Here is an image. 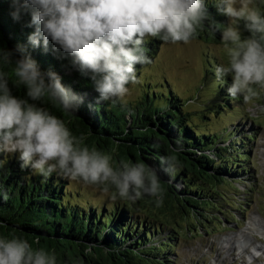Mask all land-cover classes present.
Listing matches in <instances>:
<instances>
[{
    "label": "trees",
    "instance_id": "trees-1",
    "mask_svg": "<svg viewBox=\"0 0 264 264\" xmlns=\"http://www.w3.org/2000/svg\"><path fill=\"white\" fill-rule=\"evenodd\" d=\"M206 8L209 20L194 39L221 40L213 23L226 25L227 17L217 11L212 0H206ZM29 20L25 16L14 21L9 0H0V47L26 45L34 30L27 27ZM163 44L158 39L145 42L151 62L136 66L139 83L129 85L126 105L119 101L96 104L98 93L90 80L68 59L60 60L42 47L28 48L43 71H56L66 86L85 96L84 104L74 113L77 119L50 104L44 106L64 119L74 135L84 136L89 147L114 155L118 162H143L155 168L164 189L162 204L157 206L155 198L145 196L135 202L117 199L111 206L100 205L76 188L70 189L69 179L56 173L47 177L35 174L31 168H21L18 154L0 153V236H18L33 247L54 252L57 264H173L180 231L143 213L139 205L166 210L176 203L185 215L192 212L209 223L224 215L236 221L225 209L230 206L229 195H239L238 183L246 178L242 163L252 159L249 146L257 138L255 134L248 137L247 132L256 127L243 131L239 124L228 127L231 122H224V127L215 128L223 117L236 114L242 118L245 113L236 107L243 106L242 98L233 101L228 96L231 77L217 80L215 67L220 61L207 51L203 53L205 77L201 85L213 94L211 104L190 110L189 98L156 74L154 60ZM9 83L14 95H25V88L16 89ZM86 126L98 138L87 136ZM177 141L183 146L175 153L181 167L170 175L160 158L171 154Z\"/></svg>",
    "mask_w": 264,
    "mask_h": 264
},
{
    "label": "clouds",
    "instance_id": "clouds-1",
    "mask_svg": "<svg viewBox=\"0 0 264 264\" xmlns=\"http://www.w3.org/2000/svg\"><path fill=\"white\" fill-rule=\"evenodd\" d=\"M264 2V0H261ZM16 22L30 17L34 30L27 44L0 47V153L18 154L21 168L35 174L56 173L85 186L99 188L113 201L135 202L145 196L160 206L164 189L155 168L143 162L121 160L85 143L64 119L48 107L74 114L85 96L62 82L53 70L43 71L28 48L42 47L58 59H68L87 77L96 104H127L129 85L139 83L136 66L150 63L144 44H190L209 20L206 0H9ZM227 17L226 25L213 23L221 42L215 54L217 80L231 77L228 96L242 98L250 118H264V11L257 0H212ZM247 32L248 35H244ZM25 88V95L13 94ZM92 105L89 104V108ZM177 141L172 153L161 157L165 171L181 167ZM0 264H57L54 252L33 247L18 236H0Z\"/></svg>",
    "mask_w": 264,
    "mask_h": 264
},
{
    "label": "rangeland",
    "instance_id": "rangeland-1",
    "mask_svg": "<svg viewBox=\"0 0 264 264\" xmlns=\"http://www.w3.org/2000/svg\"><path fill=\"white\" fill-rule=\"evenodd\" d=\"M257 2L264 11V2ZM244 35L248 33L245 32ZM220 42L221 40L209 38L193 39L187 45L163 44L154 60L156 74L166 77L178 94L189 98L187 104L190 110L204 107L203 103L211 104L213 94L205 91L201 85L205 77L203 53L207 51L218 58L215 49ZM239 105L241 104H236V107L242 109L247 117L242 113H238L243 115L242 118L236 114L233 118L223 117L218 119L219 123L215 127H224V122H231L228 127L239 123L245 129L256 127L254 132L248 134H256L257 137L250 143V155L253 158L246 164L242 163L244 167L249 166L250 170L246 178L238 183L239 195L230 194L232 198L227 200L230 206L225 209V212L234 214L239 224L229 215H224L219 220L211 219L209 223L204 218L191 214L192 212L185 215L176 203H171L166 210L159 209L156 205L147 206L146 203L139 205L143 213L147 212L153 219L162 220L180 231V239L173 249V264H264V250L256 249L264 248V118L253 120L245 105ZM111 156L113 163L118 164L115 156ZM69 183L70 189L76 188L92 202L106 206H111L113 202L110 195L104 194L99 188L72 180ZM254 256L258 259L254 260Z\"/></svg>",
    "mask_w": 264,
    "mask_h": 264
},
{
    "label": "water",
    "instance_id": "water-1",
    "mask_svg": "<svg viewBox=\"0 0 264 264\" xmlns=\"http://www.w3.org/2000/svg\"><path fill=\"white\" fill-rule=\"evenodd\" d=\"M74 119H77L78 118V115L76 114H74V117H73ZM86 128H87V136H89V137H94V138H98V136L97 135H95V133L93 132V129H91L90 127H87L86 126ZM37 242H39V239L38 240H36Z\"/></svg>",
    "mask_w": 264,
    "mask_h": 264
},
{
    "label": "bare ground",
    "instance_id": "bare-ground-1",
    "mask_svg": "<svg viewBox=\"0 0 264 264\" xmlns=\"http://www.w3.org/2000/svg\"><path fill=\"white\" fill-rule=\"evenodd\" d=\"M246 168V171H247V173L249 172V170H250V167L248 166V167H245ZM220 249V248H219ZM219 249H218V252H219ZM256 249L257 250H264V248H259V247H256ZM255 259H258V258H256L255 256H254V260ZM252 262H254V261H252ZM255 264V263H254Z\"/></svg>",
    "mask_w": 264,
    "mask_h": 264
}]
</instances>
